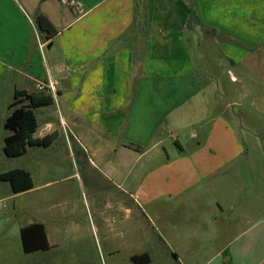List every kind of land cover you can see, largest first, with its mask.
<instances>
[{"label": "crops", "instance_id": "1", "mask_svg": "<svg viewBox=\"0 0 264 264\" xmlns=\"http://www.w3.org/2000/svg\"><path fill=\"white\" fill-rule=\"evenodd\" d=\"M21 2L24 7L19 0H0V99L10 98L9 105L17 91L50 94V104L33 109L37 127L31 137L47 141L49 137H58L62 131L65 141L67 132L87 157L90 170L98 172L103 180L119 190L125 180L120 181L125 157L148 155L152 162L161 154L159 149L164 142L159 135L161 122L197 90L195 64L187 41L198 42L199 32L206 35L204 31L213 30V33L208 32L213 35L209 38L230 61L251 56L252 62H261L262 69L264 66V0H192L198 21L190 26L187 25L190 0ZM36 12L47 15L57 30L48 41L41 40L37 33L33 21ZM231 77L234 79L233 75ZM49 80L54 84L55 96L37 88ZM60 101L64 104H53ZM52 106L51 112H56V116L47 112ZM36 110L41 113L40 129ZM213 139L210 135L207 141ZM175 142L183 147L178 137ZM33 146L27 145L20 156L26 155ZM208 152L202 151L198 144V148L188 151L189 162L183 159L161 162L162 166L155 171L159 189L152 198L165 197L166 204L170 210H176L179 218V214L191 216V209L196 205L198 209L206 190H193L198 187V180L190 182L188 177L191 169L196 171L199 163L203 165L202 158ZM13 168L26 169L32 181L30 188L19 192H14L10 186L13 197L36 193V198L42 200L46 196L42 188L60 180H41L37 184L29 167ZM89 184L94 193L92 182ZM121 193L120 201L125 196L136 201L131 193ZM246 214L249 215L248 207ZM32 222L44 225L49 248L57 244L50 240L42 217L29 221ZM251 226L245 223L230 244L228 251L233 264H247L236 260L238 253L249 250L246 239L238 238L249 237ZM199 233L197 231L196 235ZM165 236L174 235L166 231ZM212 236H216V232L205 237ZM233 242L243 244L232 250ZM227 249L225 245L215 252ZM44 251L26 254L39 256ZM218 264H222V260Z\"/></svg>", "mask_w": 264, "mask_h": 264}, {"label": "rangeland", "instance_id": "2", "mask_svg": "<svg viewBox=\"0 0 264 264\" xmlns=\"http://www.w3.org/2000/svg\"><path fill=\"white\" fill-rule=\"evenodd\" d=\"M204 33L199 32L198 42L187 41L197 90L161 122V154L152 162L148 155L125 157L120 190L90 170L87 157L67 132L65 141L60 131L24 156L6 157L3 135L9 131L2 122L10 98L0 99V172L29 167L37 184L60 179L42 188V200L36 193L10 196L9 183L0 181V264H134L131 257L142 252L149 257L147 264H218L223 252L215 251L225 245L230 251L245 223L252 225L249 237L238 240L246 239L249 250L238 253L236 260L264 264V66L252 62L251 56L230 61L209 38L213 35ZM52 109L48 114L56 116ZM35 114L40 129L41 113ZM210 135L214 139L207 141ZM198 144L209 154L196 171L190 170L188 181L198 180L193 190L203 188L206 193L191 216L179 218L165 197L152 198L159 189L155 171L168 159L189 162L188 151ZM122 191L136 201L126 196L120 201ZM37 216L57 243L39 256L23 252L19 235L20 228ZM166 231L174 236L166 238ZM213 232L216 236L205 237ZM242 244L233 242L232 250Z\"/></svg>", "mask_w": 264, "mask_h": 264}, {"label": "trees", "instance_id": "3", "mask_svg": "<svg viewBox=\"0 0 264 264\" xmlns=\"http://www.w3.org/2000/svg\"><path fill=\"white\" fill-rule=\"evenodd\" d=\"M190 6L191 13L187 21L188 26L198 21L192 0H190ZM33 21L41 40L48 41L57 33L56 28L44 13L36 12L33 16ZM206 32L213 33V30H206ZM51 101L52 97L50 94L15 92L13 101L7 107L8 113L3 122V127L9 131L3 139L2 150L5 156H20L25 152L27 145L46 144L45 138L33 139L31 137L37 127L33 109L50 104ZM0 181H8L14 192L23 191L32 186L30 173L23 168H13L0 173ZM19 235L24 253L47 250L49 248L44 225L40 222H32L22 226ZM173 255L176 257L175 254ZM131 259L134 264L149 262V257L146 253L134 255ZM222 264H231L228 250L223 252Z\"/></svg>", "mask_w": 264, "mask_h": 264}, {"label": "built area", "instance_id": "4", "mask_svg": "<svg viewBox=\"0 0 264 264\" xmlns=\"http://www.w3.org/2000/svg\"><path fill=\"white\" fill-rule=\"evenodd\" d=\"M37 88L39 90H48L53 96H55V89H54V84L50 80L45 83V84H39L37 85Z\"/></svg>", "mask_w": 264, "mask_h": 264}]
</instances>
